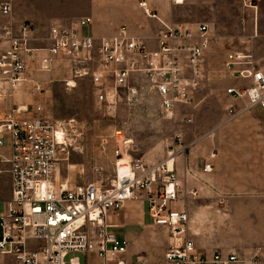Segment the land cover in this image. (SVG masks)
<instances>
[{
	"label": "built area",
	"instance_id": "obj_1",
	"mask_svg": "<svg viewBox=\"0 0 264 264\" xmlns=\"http://www.w3.org/2000/svg\"><path fill=\"white\" fill-rule=\"evenodd\" d=\"M16 1L4 2L1 13L11 17ZM142 6L155 16L146 2ZM91 24L90 16L69 24L52 22L45 45L37 44L40 37L29 21L19 25L9 21L3 27L0 164L6 167L0 173L10 175L11 197L0 214V264L7 256L16 264H129L130 242L110 230L109 217L133 200L144 203L156 226L169 229L167 264H246L237 249L207 253L197 246L189 233V212L175 206L185 197L174 154L147 163L131 156V140H125L114 152L116 174L110 187L60 179V166L70 155L68 128L47 115L43 103L25 101L45 92L48 83L58 80L53 76H61L67 88L89 80L97 104L110 116L117 115L122 104L138 99L146 79L171 119L182 106L194 103L196 89L207 78L212 47L207 22L164 24L154 46L125 26L112 36L96 37L86 32ZM243 63L240 54L225 63L226 74L238 81L227 94L244 101L247 109L264 111V66L250 63L242 68ZM48 75L52 77L45 78ZM102 145L107 147V138ZM257 258L255 254L253 264Z\"/></svg>",
	"mask_w": 264,
	"mask_h": 264
},
{
	"label": "rangeland",
	"instance_id": "obj_2",
	"mask_svg": "<svg viewBox=\"0 0 264 264\" xmlns=\"http://www.w3.org/2000/svg\"><path fill=\"white\" fill-rule=\"evenodd\" d=\"M72 1L85 9L91 4V0H20L14 23L33 21L31 17L42 13L46 19L59 18L70 12L68 2ZM174 10L181 22L209 23L212 35L207 78L196 89L194 103L182 106L175 118L161 110L146 79L141 81L138 99L122 104L115 116L99 107L87 79L67 88L61 76H53L58 80L48 83L45 92L25 101L43 103L47 115L68 128L70 155L60 166V179L110 187L116 174L114 152L125 140H131V156L147 163L174 154L183 191L196 193L189 194L193 197L190 235L204 243L236 246L249 255L260 242L262 229L258 219L264 202V111L247 109L244 101L227 94V88L238 81L224 68L238 54L246 62L242 68L250 63L264 66V0H187ZM8 21L0 12V40ZM36 33L37 44L45 45L48 26ZM186 117L194 120L186 122ZM104 138L108 139L105 149ZM207 164L212 165L211 171L206 170ZM9 183L10 175L0 173V214L6 211L11 195ZM143 205L139 200L129 201L115 224L109 219L110 230L129 240V264H167L170 231L156 226ZM2 263L16 264L11 256Z\"/></svg>",
	"mask_w": 264,
	"mask_h": 264
},
{
	"label": "crops",
	"instance_id": "obj_3",
	"mask_svg": "<svg viewBox=\"0 0 264 264\" xmlns=\"http://www.w3.org/2000/svg\"><path fill=\"white\" fill-rule=\"evenodd\" d=\"M7 0L2 1L1 5L6 2ZM20 0L14 2V11L11 17H6L3 14V17L9 19V21H14V12L17 3ZM42 0H36L38 3ZM140 1L147 3V8L150 9L152 14L155 16H149L145 10L140 6ZM77 1L68 2L70 7V12L63 14V16H59V18L53 19H46V16L42 13V15L37 14L31 20L27 19L25 21H29L33 23L36 32L40 28H45L48 26V32L52 22H65L71 23L72 21L85 17L90 16L92 17V24L90 27L86 29V32L92 33L96 37H108L116 34L121 27H127L128 30L137 36H140L148 41L151 46L155 45L156 37L161 29H163L164 24L177 26L180 24H194L197 22H181L180 18H178L175 14L174 6L184 5L175 4L173 0H91V4L85 9L83 7H78L76 4ZM1 5H0V12H1ZM39 5V4H37ZM41 6V5H39ZM46 6V5H45ZM81 9V11L79 10ZM79 10V12H77ZM50 20V21H49ZM8 21V23H9ZM7 23V24H8ZM3 43L0 40V48L2 47ZM237 82V81H236ZM2 103H0V106ZM6 165L0 164V168H5ZM6 173V172H4ZM3 174V173H2ZM182 179V178H181ZM183 180V179H182ZM184 182V180H183ZM11 189V180L9 183ZM192 187H190L191 189ZM188 189V190H190ZM11 197V195H10ZM182 198L178 201L175 206L179 209H186L188 212L190 211L189 202L192 200V196L187 194V192L183 191ZM8 200V199H7ZM144 209H146L145 205ZM260 217L258 219V223L261 225V235L259 237V244L253 247L249 253V255L243 254L242 250L236 246L226 247L223 246L222 243H204L199 239H195L193 236L192 238L195 240L197 246L207 253H212L215 250H224L230 251L232 249H237L240 253L244 256L246 260V264H253V257L255 254H258L257 264H264V202L260 204ZM190 214V213H189ZM118 215L120 214H112L110 215L109 219H113L114 224L115 221L117 222ZM112 221V220H111ZM190 223H191V215H190ZM189 223V225H190ZM223 246V247H222ZM222 247V248H220ZM129 261V256H128Z\"/></svg>",
	"mask_w": 264,
	"mask_h": 264
},
{
	"label": "bare ground",
	"instance_id": "obj_4",
	"mask_svg": "<svg viewBox=\"0 0 264 264\" xmlns=\"http://www.w3.org/2000/svg\"><path fill=\"white\" fill-rule=\"evenodd\" d=\"M61 138H65V135L63 133H60Z\"/></svg>",
	"mask_w": 264,
	"mask_h": 264
}]
</instances>
